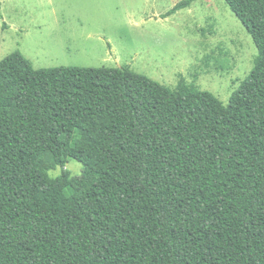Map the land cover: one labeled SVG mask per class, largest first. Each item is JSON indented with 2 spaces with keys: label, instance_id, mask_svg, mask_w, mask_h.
<instances>
[{
  "label": "trees",
  "instance_id": "trees-1",
  "mask_svg": "<svg viewBox=\"0 0 264 264\" xmlns=\"http://www.w3.org/2000/svg\"><path fill=\"white\" fill-rule=\"evenodd\" d=\"M225 2L257 49L226 104L128 65L0 59V264H264V0Z\"/></svg>",
  "mask_w": 264,
  "mask_h": 264
},
{
  "label": "rangeland",
  "instance_id": "rangeland-1",
  "mask_svg": "<svg viewBox=\"0 0 264 264\" xmlns=\"http://www.w3.org/2000/svg\"><path fill=\"white\" fill-rule=\"evenodd\" d=\"M0 0V59L19 50L34 68L116 67L224 104L251 70L256 46L225 0ZM78 175L83 165L68 159ZM49 170V176L61 173Z\"/></svg>",
  "mask_w": 264,
  "mask_h": 264
}]
</instances>
